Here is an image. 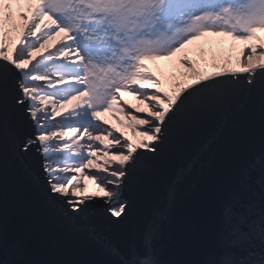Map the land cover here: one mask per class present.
Returning a JSON list of instances; mask_svg holds the SVG:
<instances>
[{
	"label": "snow or ice",
	"instance_id": "snow-or-ice-1",
	"mask_svg": "<svg viewBox=\"0 0 264 264\" xmlns=\"http://www.w3.org/2000/svg\"><path fill=\"white\" fill-rule=\"evenodd\" d=\"M237 102L264 129V0H0V165L15 161L70 230L92 238L97 213L127 218L139 173L181 128ZM187 173L137 232L104 244L105 264H173L160 236ZM212 235L192 264H264V135ZM0 264L60 262L24 259L0 206Z\"/></svg>",
	"mask_w": 264,
	"mask_h": 264
},
{
	"label": "water",
	"instance_id": "water-1",
	"mask_svg": "<svg viewBox=\"0 0 264 264\" xmlns=\"http://www.w3.org/2000/svg\"><path fill=\"white\" fill-rule=\"evenodd\" d=\"M264 129L257 106L237 102L194 116L173 137L153 165L142 170L134 206L127 218L114 222L102 213L89 219L90 238L65 227L46 208L36 186L11 158L0 165V206L3 226L17 241L24 259L60 264H105L104 244H120L137 232L160 206L161 194L180 165L188 167L175 186L160 236L162 258L173 264H192L213 243V221L222 196L228 192L245 161L260 146Z\"/></svg>",
	"mask_w": 264,
	"mask_h": 264
},
{
	"label": "rangeland",
	"instance_id": "rangeland-1",
	"mask_svg": "<svg viewBox=\"0 0 264 264\" xmlns=\"http://www.w3.org/2000/svg\"><path fill=\"white\" fill-rule=\"evenodd\" d=\"M15 10V9H14ZM25 10H27V9H25ZM146 63L147 64H150V68H153V70H156L155 69V65L157 64V63H161V64H163V63H166V62H163V61H161V62H152V61H146ZM126 98H128V97H126ZM129 135H131V133L129 132ZM88 184H89V188L91 189L92 187H94L92 184H91V182H88Z\"/></svg>",
	"mask_w": 264,
	"mask_h": 264
},
{
	"label": "bare ground",
	"instance_id": "bare-ground-1",
	"mask_svg": "<svg viewBox=\"0 0 264 264\" xmlns=\"http://www.w3.org/2000/svg\"><path fill=\"white\" fill-rule=\"evenodd\" d=\"M127 99H131L130 97H128Z\"/></svg>",
	"mask_w": 264,
	"mask_h": 264
},
{
	"label": "trees",
	"instance_id": "trees-1",
	"mask_svg": "<svg viewBox=\"0 0 264 264\" xmlns=\"http://www.w3.org/2000/svg\"><path fill=\"white\" fill-rule=\"evenodd\" d=\"M149 65V67H150V64H148Z\"/></svg>",
	"mask_w": 264,
	"mask_h": 264
}]
</instances>
